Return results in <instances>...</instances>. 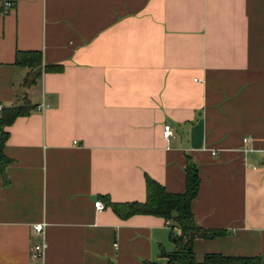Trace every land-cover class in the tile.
<instances>
[{
    "label": "crops",
    "instance_id": "obj_1",
    "mask_svg": "<svg viewBox=\"0 0 264 264\" xmlns=\"http://www.w3.org/2000/svg\"><path fill=\"white\" fill-rule=\"evenodd\" d=\"M18 50L41 54L27 88ZM24 96L6 127L0 264L160 260L181 229L107 199L145 202L147 176L185 192L188 156L195 220L226 231L196 239V258L264 256V0H0L2 109Z\"/></svg>",
    "mask_w": 264,
    "mask_h": 264
},
{
    "label": "trees",
    "instance_id": "obj_2",
    "mask_svg": "<svg viewBox=\"0 0 264 264\" xmlns=\"http://www.w3.org/2000/svg\"><path fill=\"white\" fill-rule=\"evenodd\" d=\"M15 63L30 68L23 81L24 88L32 85L43 71L41 54L36 50H18L15 55ZM45 70H56L53 66H45ZM32 106L26 97L22 102L3 108L0 112V177L7 182L6 168L11 163L3 151L9 132L6 127L20 116L27 114ZM187 189L183 193H171L166 187L147 176V199L145 202L114 203L107 199V204L121 217H129L134 214H153L164 217L181 229L180 234L172 233L171 240L174 244L172 251L162 249L160 260L149 261L147 264H264V256H227L220 253H209L204 260L196 258L194 243L198 238H214L224 235L226 231L206 229L195 220L192 211V201L197 196L200 185L199 167L188 156L187 159ZM173 223V224H172Z\"/></svg>",
    "mask_w": 264,
    "mask_h": 264
},
{
    "label": "built area",
    "instance_id": "obj_3",
    "mask_svg": "<svg viewBox=\"0 0 264 264\" xmlns=\"http://www.w3.org/2000/svg\"><path fill=\"white\" fill-rule=\"evenodd\" d=\"M12 2L11 1H6L5 2V8L6 10L10 9L12 7ZM39 107H43V104L40 105ZM2 110V106L0 104V111ZM164 136L169 139L173 136L174 134V130L172 128V126L170 124H165L164 126ZM250 140V138L248 137H245L244 138V141L245 142H248ZM96 207L98 210H103L105 208V205L103 204V202L101 201H97L95 203ZM168 223L170 224V221H168ZM45 227H46V223L45 222H35L32 224V231L34 233H37V234H44V230H45ZM44 249H45V243L44 241H42L41 243H38L36 244L33 249H32V257L34 259H41L43 254H44Z\"/></svg>",
    "mask_w": 264,
    "mask_h": 264
}]
</instances>
